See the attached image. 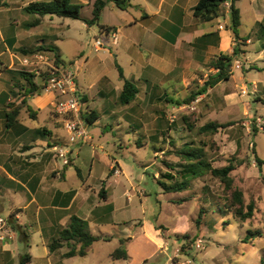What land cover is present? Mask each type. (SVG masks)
<instances>
[{"label":"rangeland","instance_id":"obj_1","mask_svg":"<svg viewBox=\"0 0 264 264\" xmlns=\"http://www.w3.org/2000/svg\"><path fill=\"white\" fill-rule=\"evenodd\" d=\"M8 1L5 2L8 4ZM14 1L8 4L13 17H18V21L26 17L31 20L32 16L25 13L21 17L20 7L23 2L34 0ZM235 4L243 13L244 24L239 34L246 32L244 36L250 34V38L256 41L252 13L254 10L264 11L262 2L239 0ZM81 13L88 17V8L82 9ZM53 19L60 23L65 21L69 27L46 24L32 28L33 44L37 40L36 43L42 45L47 41L53 44L49 46L53 49H46L43 45L40 51L45 55L59 51L68 68L75 66V82L80 81V90L85 89L88 97L95 92L92 86L88 88L89 83L101 72L108 77V85L119 84L116 66L114 68L112 64L108 69L106 65V61L112 63L114 60V48L105 47L98 51L93 48L96 38L102 41L104 38L99 34L98 25L87 28L79 20L54 16ZM238 49L242 52L233 60L239 61L240 67L237 68L233 61L230 79L219 83L198 103L177 106L154 98L185 99L198 91L201 86L198 78L205 79L204 73H198L182 88L180 83L161 82L157 78L150 84H134L139 89L135 100L138 104L133 111L122 112L131 118L129 123L120 116L117 122L109 124V120L100 115L99 124L90 127L98 155L117 160L123 174L105 178L106 192L115 207L109 222L89 225L93 235L107 237L109 241L94 243L87 256L75 257L66 264H167V255L177 264L186 260H192V264H264V165H257L254 160L257 155L264 161V49L245 46L244 41L239 43ZM122 59L119 62L125 76L130 75L133 67ZM154 85L155 97L148 102L147 97ZM253 85L255 91L251 90ZM244 87L250 88L247 95L241 92ZM109 101L114 105L113 98ZM87 103L89 108H95L91 99ZM126 107L119 104L115 109L120 111ZM161 109L163 113L156 112ZM183 117H190L194 125L191 130L186 127ZM208 122L230 125L218 128L210 135L199 134V128ZM161 132L165 135L161 136ZM201 143L205 145L206 158L213 167L226 166L230 161L240 163L231 172V177L233 187L242 192L244 205L253 203L250 219L243 222L232 210L225 208L230 196L225 194L218 180L208 175L191 179L189 188L182 192L164 194L160 183L181 179L179 171L184 161L176 152L185 144L200 146ZM98 144L102 145L101 149L97 148ZM157 147H163L164 154L154 153ZM92 150L89 144L82 146L78 159L83 162V170H87ZM99 163L104 170L107 169L103 162ZM199 211L202 212L200 218ZM7 212L0 214L3 216ZM146 223L156 229L163 242L161 246L148 234ZM15 244L21 245L18 240ZM183 245L186 248L181 250ZM118 248L126 252L125 260L111 259L110 254ZM66 250L64 247L62 252Z\"/></svg>","mask_w":264,"mask_h":264},{"label":"crops","instance_id":"obj_2","mask_svg":"<svg viewBox=\"0 0 264 264\" xmlns=\"http://www.w3.org/2000/svg\"><path fill=\"white\" fill-rule=\"evenodd\" d=\"M5 1L0 0V213L8 211L4 217L11 214L16 216L15 223L27 231L29 247L25 248L24 239L16 233L13 240L0 243V264H20V257L25 252L31 256L29 264H66L77 256L62 258L65 252H62L63 248L50 252L48 243L57 237L58 231L66 226L71 216L88 221V226L92 223L96 225L108 223L115 212L114 203L107 192L106 200L101 199L98 192L103 181L106 190V180L120 177L123 169L117 160H110L107 155H98L90 126L87 127L90 137L87 144L91 145L93 150L86 164L87 170H83V162L78 157L80 158L82 146L87 144L69 145L61 118L51 109L54 95L51 92L25 97L22 95L26 81L19 73L22 70L19 65L22 54L19 51L43 49V45L46 49H53L49 47L53 45L49 41L43 42L42 45L36 43L39 40L35 38L37 41L33 44L31 39L34 36L30 34V30L46 24L51 26L61 24L68 28L69 24L45 16L38 26L28 27L32 19L26 17L18 21V17H13L14 13L8 5L15 1L10 0L8 4ZM93 1L75 0L83 5L82 9L88 8L89 16L86 18L91 17ZM197 2L198 0H131L132 5L136 7L127 11L120 10L111 2L107 3L97 25L98 28L102 26L110 29L107 33H100L98 29L100 36L104 37L102 48L110 47L115 50L112 63L106 61L108 69L112 64L115 68L117 63L124 77L134 84L141 82L150 84L153 79L160 78L161 82L180 83L181 88L196 78L198 73H204L205 79L198 78L201 85L209 75L215 73V70L208 67L210 59L220 53L232 54L234 37L229 28V16L224 14L222 6L223 18L205 23L196 21L192 9ZM260 2L264 6V0ZM28 3L23 2L20 7L21 17L22 9ZM235 7L240 13L241 30L244 24L243 13L237 4ZM252 14L254 20L252 31H255L256 41L250 38V34L244 36L246 32L243 35L239 34L238 30L239 42L244 41L245 46L254 45L255 49H264V33L259 28L264 11L254 10ZM82 24L90 28L85 23ZM220 26L222 28H219ZM112 31L117 32L116 44L111 42L109 33ZM55 53L60 57L59 51ZM120 58H123L122 62L127 63L129 67H133L130 75L125 76L123 65L119 62ZM59 59L61 60V57ZM64 65L67 66L65 63ZM69 69L75 72L76 67L71 66ZM33 80L36 81V78ZM108 81L103 72L94 77L88 86L95 90L90 98L83 87L84 90H80V81L75 82L78 94L84 97V109L93 110L98 116L92 126L99 124L100 115L109 120V124L117 122L120 116L129 123L131 118L122 112L124 110L131 112L138 104L135 99L133 105H127L126 109L117 111L115 107L120 104L118 100L123 82L118 78L119 84L110 86ZM155 86L147 97L148 102L155 97ZM213 88H208L205 94L198 97L203 98ZM110 98H113L114 105L109 101ZM89 99L94 102L95 108L88 107ZM154 99L158 100L159 96ZM156 112L161 114L163 110ZM109 124H105L106 127ZM55 147L64 148L68 163L56 155ZM97 148L101 149L102 145L98 144ZM96 158L100 160L96 161ZM99 161L104 163L106 170ZM112 169L113 174L108 177ZM116 170L119 171L118 174L115 173ZM109 204L112 211L107 219L92 218L95 209ZM146 226L150 237L161 246L163 242L156 229L147 223ZM16 240L21 243L20 246L15 244ZM94 243L88 248L85 256Z\"/></svg>","mask_w":264,"mask_h":264},{"label":"trees","instance_id":"obj_3","mask_svg":"<svg viewBox=\"0 0 264 264\" xmlns=\"http://www.w3.org/2000/svg\"><path fill=\"white\" fill-rule=\"evenodd\" d=\"M225 0H198L197 4L193 7V18L201 23L209 22L217 18H223L224 15L222 13V3ZM239 0H231L230 7V25L229 28L232 31L234 37V47L232 54L220 53L216 57L210 59L208 62V67L215 70L214 74L208 76V79L205 80L201 86L198 88V91L193 92L190 96L186 97L182 100L177 99H164L163 97H159V100H165L167 103L175 104L180 106L182 104H189L198 96H201L206 93L208 88H213L220 82H226L229 80L232 75L231 67L234 56H238L240 54V49H238L240 36L238 34V30L240 27V13L239 10L235 7V3ZM113 3L120 10L127 11L133 6L131 0H94L92 3V11L91 17L86 18L82 15V7L83 5L75 2V0H35L29 2L25 7H23L22 12L32 16V20L28 23V27H36L38 26L45 16L57 17L62 19L69 20H79L85 23L87 26L97 25L101 13L106 6L107 3ZM259 28L262 33H264V18L259 23ZM100 33H107L110 29L107 27L99 26ZM42 50L38 49H21L19 52L22 55H29L35 51ZM54 58L56 61L64 64L62 60H60L59 55L57 53L54 54ZM116 69L118 72V78L123 82L122 89L119 96V103L121 105H129L132 103L137 95L139 94V89L134 85L133 82L127 80L122 72L121 67L116 64ZM24 80L26 81V87L23 89L22 95H34L40 94L42 92V76H37L34 73L26 72L21 70L19 72ZM36 78V81L33 79ZM84 103V97L81 98ZM82 117L85 121L87 127L92 126V124L98 119V116L94 113L93 110L84 109L82 112ZM183 121L186 124L188 130H191L194 125L190 121V117H183ZM230 123L225 124H217L216 122H208L201 126L198 130L199 134L210 135L212 133H216L218 128H225L229 126ZM170 129V126H168ZM161 136H164L165 133L161 132ZM164 140H162L163 142ZM200 146H191L188 144L183 145L176 153L179 158L184 161V164L181 166V170L179 171L180 180L174 179L173 182L160 183L161 188L163 189L164 194L169 193H177L182 192L189 188L190 180L198 179L204 176H210L213 179L218 180L222 186L223 191L226 195L230 197L226 199V206L228 210H232L235 215L239 217L241 221H246L253 216L254 206L253 203H249L248 205H244L242 192L235 189L233 187V178L231 177V172H233L240 163L237 161H230L226 166L223 167H213L210 161L206 158V152L204 149V144L201 143ZM162 152L164 154L163 147L154 148V153ZM254 160L257 165H264V161L261 160L257 155L254 156ZM167 166V164H166ZM113 174V169L110 170L108 177ZM168 178V174L166 175ZM172 180V179H170ZM264 183V177L262 178ZM98 195L101 199L106 200V190H105V181L102 182V186L98 192ZM219 210H222L219 208ZM112 211V206L106 205L103 208L95 209L92 212V218L105 220L108 218L110 212ZM224 212V211H221ZM202 212L199 211V218L201 217ZM12 217H10L11 219ZM264 223V219H263ZM12 228L16 233H18L23 239L25 248L29 247L28 242V234L24 227L12 222ZM259 234L258 232H256ZM107 241L109 240L107 237L103 236H95L92 235L88 221L80 219L76 216H71L66 226L61 227L58 231L57 237L51 240L48 243V250L50 252H54L60 250L64 247L67 250L62 254V258H71V257H84L87 254L88 248L96 241ZM186 245L181 246V250H184ZM110 257L112 260H125L127 258L126 252L118 248L114 250ZM31 261V256L29 253L25 252L20 257V264H29Z\"/></svg>","mask_w":264,"mask_h":264},{"label":"built area","instance_id":"obj_4","mask_svg":"<svg viewBox=\"0 0 264 264\" xmlns=\"http://www.w3.org/2000/svg\"><path fill=\"white\" fill-rule=\"evenodd\" d=\"M231 0H225L222 3V8L226 16L230 15ZM219 28H222L221 26ZM113 44L117 43V32L112 31L109 33ZM103 47L101 38H96L93 42L95 51ZM234 61V60H233ZM237 68L240 67L239 61H234ZM19 65L21 69L34 73L37 76H42V92H51L54 95V100L51 104L52 112L61 118L62 126L67 133L69 145H83L87 144L90 140L89 133L85 121L82 117L84 110V103L78 94V89L75 84L74 72L64 64L56 61L54 55H45L42 51H35L29 55H22L19 58ZM253 91L256 87L252 86ZM250 88H242L243 95H247ZM200 101L197 97L191 104H196ZM193 106V105H191ZM56 155L63 158L68 163L66 156L67 152L63 147H55ZM118 170L115 171L118 174ZM10 217H12L10 219ZM16 216L11 214L8 217L0 215V243L13 240L16 232L12 228V222ZM176 256V255H175ZM167 264H177L172 257L167 255ZM179 264H192V260H186Z\"/></svg>","mask_w":264,"mask_h":264}]
</instances>
